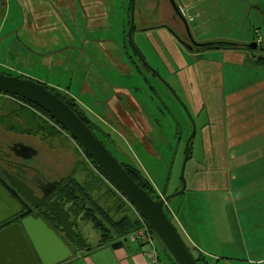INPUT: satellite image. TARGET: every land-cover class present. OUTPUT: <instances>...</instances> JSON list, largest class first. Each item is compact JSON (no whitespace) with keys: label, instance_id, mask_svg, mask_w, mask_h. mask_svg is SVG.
I'll return each instance as SVG.
<instances>
[{"label":"rangeland","instance_id":"1","mask_svg":"<svg viewBox=\"0 0 264 264\" xmlns=\"http://www.w3.org/2000/svg\"><path fill=\"white\" fill-rule=\"evenodd\" d=\"M130 2L0 0V73L32 78L72 97L88 119L117 136L114 145L104 142L115 159L138 166L163 197L181 187L184 147L193 121L195 133L183 173L186 188L166 202L169 219L177 227L168 208L186 203L193 218L201 221L200 241L208 252L200 264H264V63L256 66L252 55L257 49L226 45L253 35L251 42L264 48L260 37L264 5L256 13L251 2L243 0H173L177 14L170 0H134L132 40L174 95L139 65L128 43ZM248 17L261 25L250 26ZM141 28L148 29L139 32ZM190 40L212 47L196 54L184 46ZM104 80L111 86L134 87L142 97L120 96L128 114L114 105L102 115L92 91L96 89V97L105 103L109 88ZM6 99L17 122L27 115L56 128L57 135L46 137L15 134L39 150L32 164L42 162L59 177L72 170L71 175L87 182L91 196L114 218L136 216L64 129L27 103ZM16 137L0 130L3 143ZM61 202L65 210L70 208V203ZM69 218L92 242L96 231L91 223L82 214ZM153 239L160 264H176L161 240L156 235Z\"/></svg>","mask_w":264,"mask_h":264},{"label":"water","instance_id":"2","mask_svg":"<svg viewBox=\"0 0 264 264\" xmlns=\"http://www.w3.org/2000/svg\"><path fill=\"white\" fill-rule=\"evenodd\" d=\"M170 3L175 12L179 14V9L173 0H170ZM133 11L134 0H131L129 27L126 33L128 43L141 64L162 80L158 72L144 60L132 40L134 28ZM243 47L249 50L257 49L259 52L264 51V48L255 42L244 44ZM256 59L264 61V55L258 54ZM164 83L166 84V82ZM166 85L174 94L172 88L168 84ZM0 91L26 99L46 111L103 170L107 178L130 202L148 227L161 240L175 263L198 264L176 226L170 221L164 211L165 203L170 198L181 194L186 188L183 173L188 158L189 143L195 133L193 121L192 131L184 147V157L180 171L181 187L178 191L155 200L130 177L122 165L71 107L56 94L49 91L44 84L31 78L0 73ZM179 103L183 106L181 101ZM12 147L13 149L20 148V153L23 150V154L20 155L25 159L33 157L37 153L34 147L22 143H14ZM10 183L14 188L10 186L8 188L17 201L0 187V264H56L71 257L72 252L64 241L41 217H36L34 213L30 214V207H27L24 212H20L23 198L32 199L31 188L22 182L19 185L14 182ZM59 183L49 182L45 184L42 188L43 194L38 201L47 197ZM47 187L49 189L44 190ZM33 203V206L38 205V202ZM16 213L19 215L9 219ZM125 240L123 238V240L113 242L111 247L118 248Z\"/></svg>","mask_w":264,"mask_h":264},{"label":"trees","instance_id":"3","mask_svg":"<svg viewBox=\"0 0 264 264\" xmlns=\"http://www.w3.org/2000/svg\"><path fill=\"white\" fill-rule=\"evenodd\" d=\"M127 16L129 19V12ZM134 29H133V33L135 31ZM226 45H229V47L231 48H244L242 44L228 43ZM208 46H210V44H204L202 45V48ZM127 58L130 60L131 63L134 64V61L132 60L131 56H127ZM135 61L139 63L137 59H135ZM256 61L258 63L264 62L260 60H256ZM139 65L141 64L139 63ZM18 77H22V76H18ZM46 88L48 87L46 86ZM55 94H57L58 97H60L66 104H68L71 107V109L91 129L94 135L104 145H105L104 142L106 141L113 143V145L114 143H116L115 142L116 140L114 139V136L116 135H113L112 132L108 129V127L105 126L104 124L98 125L97 123H94L92 120L88 119L84 114V112L82 111V109L80 108V106L78 105V103L72 97L67 95H61L60 93H55ZM15 97L19 98L23 102L32 106L37 111H40L41 113L45 114L51 121H53L57 125V127L59 126L60 128H62L55 119H53L46 111H44L38 105L26 99H23L19 96H15ZM22 121L26 125H28L26 129L34 135L39 134L46 137V136H52L53 134L55 135L58 134L56 133L57 132L56 128H54V126H52L47 121L42 122L41 120L38 121L37 119L36 120L33 118L31 119V117H28L27 115H24ZM80 148L82 149L86 157L89 158V160L93 163L96 170L101 175L107 178L106 174L97 165V163L88 155V153L81 146ZM189 152H190V144H189ZM119 163L130 175V177L141 188H143L153 199L158 200L163 197L156 191L152 183L145 177V175L138 168V166L123 162H119ZM59 200L63 201L61 203L64 204L70 203V208L65 210L62 205H59ZM164 211L168 216V213L165 209V205H164ZM44 213L46 219L49 220L48 223L50 224V226H52V228H54V230L64 235L67 238V240H70L71 242H74L76 244L83 242V238L80 232L76 230L77 229L76 224L72 220H70L69 218L70 214H74V215L82 214L83 219L87 221H91L92 225L100 232V235L103 238L106 236L111 237L110 231L113 232L112 235L113 238H121V237L124 238L128 233L136 230L140 226V221L138 217H136L135 215L122 214L117 218H114L113 216H109L107 212L104 210V208L101 205H99L98 202L91 196V186L87 182H83V183L79 182L72 175L68 176L65 179V182L57 190L56 196L53 198L52 201L48 202V205L46 206ZM151 232L155 235V233L152 230ZM187 247L189 248V250L191 249L188 245ZM194 258L196 259L198 264H200L201 260H205L202 254H197L196 256H194Z\"/></svg>","mask_w":264,"mask_h":264},{"label":"crops","instance_id":"4","mask_svg":"<svg viewBox=\"0 0 264 264\" xmlns=\"http://www.w3.org/2000/svg\"><path fill=\"white\" fill-rule=\"evenodd\" d=\"M243 2H251V4H250L251 8L252 9L254 8L253 11H256V13L258 10H262L260 5H264V0H243ZM262 12H264V11H262ZM249 13H251V10ZM263 15H264V13H263ZM254 18H253V20H250V18L248 17L247 21L250 22V26L259 27V25H261V24H259V22H261V21L254 20ZM254 23H258V25L255 26ZM242 30H243V28H242ZM260 34H261L260 37H261L262 41H264V29ZM234 40H236V39H234ZM238 40H239V42H237L238 44L244 45V44H247L248 42H251L252 40H255V39L252 35L251 37H245V38L243 36H240V38ZM238 49L245 50L246 48H238ZM258 54L264 55V51L258 52L256 54L252 55L255 60H257L256 56ZM258 65H261V64L257 63L256 66H258ZM105 86L107 88L109 86L110 97H109L108 102H111L110 105L113 107L115 105V106H117V108H120V109L124 108L123 103L119 99L120 96H124L125 100L127 99V97H130V95H131V98L133 100L137 96L142 97V95L136 94L137 89L134 87L133 88L132 87H123L120 85H115V86L112 85L111 86L108 83L105 84ZM90 93H91V91H90ZM92 94H94L93 91H92ZM96 95L98 96V93H96ZM113 99L116 100V103L112 102ZM137 105H139V104L138 103L136 104V107L139 109V107ZM184 204H185V206L180 207V208H176V209L171 208L169 206L170 209L168 208V210H169L172 218L175 220V222L177 224L176 228H180L181 232L184 234V237L186 238L188 243L193 248H195V250L197 251L198 254L206 255V253L208 251H206V249L203 247L204 243H202L200 241V237L201 236L204 237L203 228H201L202 223L200 220H198V218L197 219L193 218L194 217L193 213L190 214V211H188L189 205H187L186 203H184ZM167 207H168V204H167ZM103 208L109 216H112V214L110 213V211L108 209H106L105 207H103ZM46 220L47 221H45V222L47 223V225L50 228H52V226H50V224L48 223L49 220L48 219H46ZM89 222L91 223V221H89ZM91 225H92V223H91ZM92 227L96 231V233L94 234V237L92 239V242L85 235H83L80 231V234L83 238V242L77 243V244L74 242H71L70 240H67V238L64 235L60 234L58 231H56V230H54V228H52L57 233V235L64 241V243L67 245L69 250L72 252L71 257H68L66 260L58 262L56 264H153V262L150 259V256L142 250V248L139 246L138 243L128 242L125 240V241H123V243L120 247L112 248L111 244L113 242H116L118 240H123V238L122 237L121 238H113L112 237V235H113L112 231H110L111 237L106 236L103 238V237H101L100 232L93 225H92ZM187 228H190L192 230L193 235H191L189 233ZM209 254L216 256V253H213L211 251L209 252Z\"/></svg>","mask_w":264,"mask_h":264},{"label":"flooded vegetation","instance_id":"5","mask_svg":"<svg viewBox=\"0 0 264 264\" xmlns=\"http://www.w3.org/2000/svg\"><path fill=\"white\" fill-rule=\"evenodd\" d=\"M149 28H151V27H149ZM146 29H148V28H141L139 32L145 31ZM190 41H186L185 44L183 43L184 46L190 50V52L194 51V52H197L196 54H198L199 53L198 51H201L204 49V48H202V45H204V44H198V43L195 44V43H193V41H191V42ZM208 47H212V46L210 45ZM196 48L198 49L197 51L193 50ZM25 78H28V77H25ZM105 84H107V83H105ZM108 88H109V86H108ZM93 92H94V94H93L94 101L98 104V106H100L99 110L102 113V115H105L106 111L110 112V109H112L113 106L110 105L111 102H108V99L110 97L109 89L107 91V94L104 95L106 97L105 103L99 101L100 99H98V97H96V89H94ZM52 93L55 94V92H53V91H52ZM5 98H11V99L17 100L19 102H23L22 100H20L19 98L15 97V96H12V95H9L8 93L0 91V130L3 131L5 135L6 134L14 135V137H16V135H15L16 133L33 136V134L31 132H29L27 129H25L22 126V124H20L22 122V120L19 122V119H18V122H17V118L15 116H13L14 113L12 112V110H8V108H7L8 105H6V103H8V102H7V99L5 100ZM3 101H4V103H3ZM126 104H125L123 110L128 114V112L126 111V107H128V106ZM9 106H10V104H9ZM139 109L137 108L138 111H139ZM112 112L116 113V109L113 110ZM41 114L43 116H46L43 113H41ZM41 121L43 122L42 119H41ZM14 143H22V144L27 145V146H32L37 150V153L33 157H30V158H26V159L22 158V155H20V154H23L24 151L22 150V153H20L21 152L20 148L13 149L12 145ZM38 154H39V150L32 144V141H30L29 139L28 140L21 139V138L19 139L18 137H16L15 139L10 140V142L3 143L0 141V187H2V189L6 193H8V195L11 198H13L14 200H16V198L14 197V195H12V193L10 192V190L8 188V186L14 188L10 182H14L17 185H19L20 182H22L26 186L31 188V196H32L31 198L32 199L30 200V199L23 198V200H22L23 205L21 206L20 212H24L27 209V207H30L31 208L30 214L34 213L36 217H41L44 221H47L46 217H45V213H44L45 208L48 205V202L52 201L53 198L56 196L57 190L65 182V179L72 174V170L69 172V174L67 176L59 177V175L57 174L58 171L53 170L50 166H48L46 169H44L43 166H47V165L42 163V162H40V164H38V163L32 164L31 163V160L34 157H36ZM93 167H94V165H93ZM49 182H60V183L47 197H45L41 201H38V199L43 194V189H42L43 186ZM47 189H49V187L45 188L44 190H47ZM33 202H38V205L33 206L34 205ZM18 215L19 214L16 213L12 217H10L9 219L16 217Z\"/></svg>","mask_w":264,"mask_h":264},{"label":"built area","instance_id":"6","mask_svg":"<svg viewBox=\"0 0 264 264\" xmlns=\"http://www.w3.org/2000/svg\"><path fill=\"white\" fill-rule=\"evenodd\" d=\"M129 204H130V202H129ZM134 210H135L136 216L138 217V219L140 221V226L136 230L128 233L126 235L125 239L128 242L138 243L139 246L142 248V250L150 256V259L153 262V264H160L157 251H156L154 244H153L154 234L151 232V229L148 227L146 222L139 215V213L136 211L135 208H134Z\"/></svg>","mask_w":264,"mask_h":264}]
</instances>
